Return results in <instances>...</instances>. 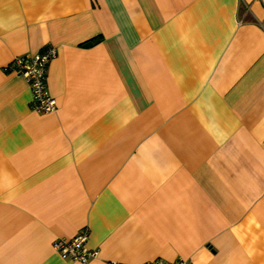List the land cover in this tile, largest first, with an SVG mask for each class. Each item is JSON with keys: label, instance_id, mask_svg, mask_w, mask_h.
I'll use <instances>...</instances> for the list:
<instances>
[{"label": "crops", "instance_id": "crops-1", "mask_svg": "<svg viewBox=\"0 0 264 264\" xmlns=\"http://www.w3.org/2000/svg\"><path fill=\"white\" fill-rule=\"evenodd\" d=\"M54 47L52 114L16 57ZM264 264V0H0V264Z\"/></svg>", "mask_w": 264, "mask_h": 264}, {"label": "built area", "instance_id": "built-area-1", "mask_svg": "<svg viewBox=\"0 0 264 264\" xmlns=\"http://www.w3.org/2000/svg\"><path fill=\"white\" fill-rule=\"evenodd\" d=\"M54 47H45L37 54L14 58L6 67L5 72L25 80L31 92V111L37 114H52L57 110V103L47 89L46 77L48 65L56 57ZM88 230H80L73 238L55 239L52 249L64 260L71 263L87 264L98 255V251L86 248ZM115 264V263H112ZM144 264H188L182 258L173 261L154 259Z\"/></svg>", "mask_w": 264, "mask_h": 264}]
</instances>
